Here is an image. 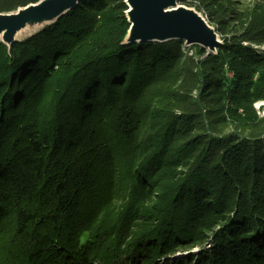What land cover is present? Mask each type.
<instances>
[{"label":"trees","instance_id":"trees-1","mask_svg":"<svg viewBox=\"0 0 264 264\" xmlns=\"http://www.w3.org/2000/svg\"><path fill=\"white\" fill-rule=\"evenodd\" d=\"M37 1L0 0V12ZM239 6L203 2L221 29L245 24L190 70L196 96L161 101L137 143L139 92L175 46L127 43L123 0H78L26 38L0 41V223L13 227L0 264H264V115L250 102L264 100V51L251 46L264 42V13ZM210 92L224 93L218 108ZM134 146V177L156 183V202L125 206L110 234L116 219L97 226L89 212L119 171L112 150ZM173 241L201 249L174 259Z\"/></svg>","mask_w":264,"mask_h":264},{"label":"rangeland","instance_id":"rangeland-1","mask_svg":"<svg viewBox=\"0 0 264 264\" xmlns=\"http://www.w3.org/2000/svg\"><path fill=\"white\" fill-rule=\"evenodd\" d=\"M223 1H226V0H223ZM203 2L204 3L208 2V0H175V3L180 4L183 8L187 10L195 12L196 14L200 15L206 21L208 28L213 31L215 35V40L218 42V45L212 48H209V47L204 46L198 41H193L195 37H185L183 35H179L177 37H166L162 39L160 38H152V39H147V40L136 39L133 41L136 43L140 41V42H147V43H152V44H168V46H170V44L171 45L174 44L173 46H175L171 54L166 53L164 55L165 58H163V63L161 65L160 64L156 65L157 78L151 81L150 83H148L143 88V92L142 91L139 92L141 99H142V104H145V105H141L142 111L139 113L138 125L141 127V129L135 135L133 134V140L136 139L135 141L136 143L139 140L143 139V137L147 135V133L149 132V123H150L149 114L153 111H156V109L159 108V104L161 101H163L165 105H169L170 103L175 101L180 95L190 92L188 88L191 90L190 92L191 97L194 98L196 96V94L198 93L200 84L197 83V81H195V84L193 85L191 83L187 84V82L189 81L188 78L190 76L196 75V74H189L190 70H193V72L196 73L197 69H195V67H200V62L205 61L204 58L206 56V52L207 51L215 52L218 46L223 42L224 39H228L229 37H231L232 34L238 33L239 31H241L242 27L245 24V17H244V18L239 19V21H237L236 24L231 22L229 25L221 29L215 22V15H217V13H214V12L213 14L207 13L206 9L203 7ZM232 3L234 6H237L238 4L240 5L237 8L236 12H243L244 10H246V12L248 13L254 12L260 15H262L261 13H264V9H263L264 0H232ZM126 6L127 8L124 10L125 15L128 9V5ZM221 8H223V6H221ZM94 15L96 16V13H94ZM208 16H211L213 21ZM52 20L43 21V22H34L32 25L28 26L27 28L17 30L13 35V40H22L26 38L27 36L33 34L38 29H40L44 24L49 23ZM228 22L229 20L227 19L225 23L228 24ZM0 41H2L6 45L9 44L8 42L3 41L1 33H0ZM126 42L128 43V41ZM251 46L258 52L264 51V42L256 43V44L254 43ZM223 94H224L223 92H221V94L218 92L209 93L208 98H211V101H212L211 104L213 108H218V105H220V103L217 102L218 97L219 95L223 96ZM250 102H251L253 113L256 115L257 118H261L264 115V100L262 99L252 100L251 99ZM175 111L178 112V109H175ZM231 128L232 126L230 125H226L225 127L226 130H229ZM136 130H134V132ZM112 152H114V154L117 156L115 159L114 158L110 159V161L108 162V167L110 168L112 167V169H116V170L118 169L119 171H116L115 175H113L114 177H112L111 179V183H110L111 185L109 187V190L107 189V192H106V194L107 193L108 194L105 196L102 195L99 197V200H103L105 198L102 201V203L100 202L99 204L98 202L99 209L96 212L93 211V213L92 211L89 212L91 214V217L93 216L92 217L93 218L92 220H94L92 221L93 224H96L97 226L99 224L100 225L102 224L100 223V220L103 221L105 219L104 217L101 218L102 215L105 217L106 215H109L113 219H116L115 222L107 223L106 230L109 229L110 234L115 231V230L114 231L111 230L110 228L112 227L115 229L117 228L118 226L117 219L119 217V214L121 216L120 211L124 210L125 206L129 207V206L137 205L136 207L138 208L150 207L156 202L155 196H157L156 189L154 187L156 183H149L150 185L148 187H145L146 184L138 183V180L136 181V177H134L136 176V174L133 171H136V169H134L133 165L136 164L135 161L138 158L136 146H134V148L132 149L129 148L127 152L124 151L122 153L121 149L118 151L117 149L115 150L113 149ZM127 159L129 161H127ZM126 168L127 170L129 171L131 170L132 172L130 174L129 173L126 174L125 172ZM131 180L136 181V183L132 181L133 182L132 185L129 184ZM136 184L138 185L136 186ZM2 217L4 221L8 220V216H6V214H3ZM91 223L89 225H91ZM12 228L13 227L10 221L3 223L1 219L0 259H2L4 256L3 251H5V249H8L9 247ZM119 231L120 230L116 231L114 235L118 239L117 240L115 238V240L113 241L116 245L120 244L121 242L125 243V240H124V238H126L125 231L122 233ZM179 244H178V241H173L171 243L173 250L171 251L172 255L170 257H174V259H182L192 254L198 253L199 250L201 249L199 245L197 246L195 244L189 247H186L184 244L181 245V243ZM204 247L211 248L210 245H205ZM84 249H85V253H87V255L90 256L91 259L98 257L96 256L98 254H102L100 253L101 251H99L96 248V246L93 245V242L86 245ZM79 264H99V263L88 260L87 262H81Z\"/></svg>","mask_w":264,"mask_h":264},{"label":"water","instance_id":"water-1","mask_svg":"<svg viewBox=\"0 0 264 264\" xmlns=\"http://www.w3.org/2000/svg\"><path fill=\"white\" fill-rule=\"evenodd\" d=\"M78 0H39L18 7L11 12H0V33L3 41L10 43L14 33L29 21H49L69 8ZM128 5L126 19L129 28L125 41L152 38L195 37L206 47L218 45L211 29L193 11L180 8L174 12L164 13L165 6L173 5L175 0H123Z\"/></svg>","mask_w":264,"mask_h":264},{"label":"bare ground","instance_id":"bare-ground-1","mask_svg":"<svg viewBox=\"0 0 264 264\" xmlns=\"http://www.w3.org/2000/svg\"><path fill=\"white\" fill-rule=\"evenodd\" d=\"M180 8H183L180 4H177V3H174L173 5H168V6H165L164 8H163V12L164 13H170V12H174V11H176V10H178V9H180ZM185 9V8H184ZM198 15V14H197ZM200 18H201V20H203V22L207 25V23H206V21L200 16V15H198ZM34 22L33 21H29L28 23H26L21 29H23V28H27L28 26H30V25H32ZM208 26V25H207Z\"/></svg>","mask_w":264,"mask_h":264}]
</instances>
